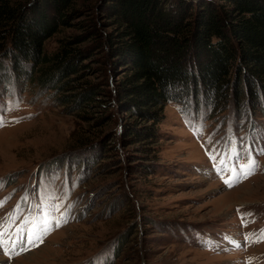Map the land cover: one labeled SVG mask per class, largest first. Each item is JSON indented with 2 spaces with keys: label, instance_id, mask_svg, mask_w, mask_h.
<instances>
[{
  "label": "rangeland",
  "instance_id": "obj_1",
  "mask_svg": "<svg viewBox=\"0 0 264 264\" xmlns=\"http://www.w3.org/2000/svg\"><path fill=\"white\" fill-rule=\"evenodd\" d=\"M90 3L99 0L74 10ZM71 18L48 54L90 50L91 40L76 41L86 13ZM92 54L59 91L0 56V264H264V241L248 239L264 229V101L252 110L231 94L223 114L170 104L154 143H125L122 129L152 124L122 113L114 85L125 73L108 81L109 58ZM88 89L97 99H84ZM36 229L43 243L5 256Z\"/></svg>",
  "mask_w": 264,
  "mask_h": 264
},
{
  "label": "trees",
  "instance_id": "obj_2",
  "mask_svg": "<svg viewBox=\"0 0 264 264\" xmlns=\"http://www.w3.org/2000/svg\"><path fill=\"white\" fill-rule=\"evenodd\" d=\"M77 1L0 0V56L30 66L37 82L59 91L83 57L106 54L107 80L108 72L125 73L114 85L122 113L152 124L122 129L125 143H154L170 104L203 102L223 114L231 94L239 105L246 96L252 110L264 101V0H99L82 11L74 10ZM81 13L86 34L76 41L91 40L90 50L65 44L48 54L45 43ZM92 92L84 99H97Z\"/></svg>",
  "mask_w": 264,
  "mask_h": 264
},
{
  "label": "snow or ice",
  "instance_id": "obj_3",
  "mask_svg": "<svg viewBox=\"0 0 264 264\" xmlns=\"http://www.w3.org/2000/svg\"><path fill=\"white\" fill-rule=\"evenodd\" d=\"M0 123H2V121H0ZM264 151V150H262ZM256 167V162L254 160H252L249 164H246L243 166V168L245 169V171H243V175L246 178L249 174H251L252 170ZM239 173L234 176L231 180H227L225 181L226 183H228L229 185H231L232 183H234L235 181H237L239 179ZM0 186H2V182H0ZM6 203V201H0V207H3L4 204ZM250 215V214H248ZM244 220V217L242 216V221ZM0 227H2V225H0ZM45 232L47 231V229L44 230ZM3 232H0V244L3 243ZM31 237H34L31 238ZM248 239L251 240L254 243H259L261 241H264V229L260 230L259 233H251L248 236ZM39 243H43V238L42 236H37L34 232L30 234V238L27 241H24L23 239L21 240V249L22 250H26L27 245L29 244H36V242ZM38 246V245H37ZM249 264H251V262H249Z\"/></svg>",
  "mask_w": 264,
  "mask_h": 264
}]
</instances>
